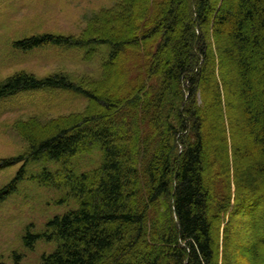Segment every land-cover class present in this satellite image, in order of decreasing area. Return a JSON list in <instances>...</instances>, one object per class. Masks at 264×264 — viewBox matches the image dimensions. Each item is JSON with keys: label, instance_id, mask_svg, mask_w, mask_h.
<instances>
[{"label": "trees", "instance_id": "1", "mask_svg": "<svg viewBox=\"0 0 264 264\" xmlns=\"http://www.w3.org/2000/svg\"><path fill=\"white\" fill-rule=\"evenodd\" d=\"M12 47L104 49L95 79L0 81V102L62 91L86 103L18 121L25 153L0 160V171L22 163L0 203L42 164L30 175L73 205L22 238L54 244L40 264H264V0H119L79 36ZM93 150L97 165L78 170Z\"/></svg>", "mask_w": 264, "mask_h": 264}, {"label": "rangeland", "instance_id": "2", "mask_svg": "<svg viewBox=\"0 0 264 264\" xmlns=\"http://www.w3.org/2000/svg\"><path fill=\"white\" fill-rule=\"evenodd\" d=\"M119 0H0V81L17 72L43 78L64 74L74 82L95 79L103 59V50L85 55L81 51L48 47L32 52L13 49L12 42L31 35L51 33L79 36L86 20L113 7ZM85 100L62 91L20 93L0 102V160L25 153L26 145L14 129L18 121L36 117L47 121L58 115L82 111ZM99 161L96 150L81 155L74 163L78 170H90ZM22 163L0 171V188L15 177ZM42 164H32L16 191L0 203V261L12 263V254H19L20 264H40L43 254L54 244L38 240L32 249L24 248L22 238L27 231L39 233L56 215L67 212L72 203H60L63 193L39 185L30 175ZM48 168L53 166L48 165Z\"/></svg>", "mask_w": 264, "mask_h": 264}]
</instances>
